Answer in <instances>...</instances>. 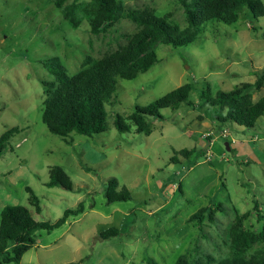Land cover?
Returning <instances> with one entry per match:
<instances>
[{
	"label": "rangeland",
	"instance_id": "obj_1",
	"mask_svg": "<svg viewBox=\"0 0 264 264\" xmlns=\"http://www.w3.org/2000/svg\"><path fill=\"white\" fill-rule=\"evenodd\" d=\"M57 1L0 0V136L17 128L0 157V212L20 205L36 222L52 224L83 205L62 227L37 231L19 264H264V114L251 129L223 124L215 115L223 117L226 109L217 113L199 99L202 89L228 92L264 74V15L242 8L232 24L204 23L187 47L154 44L157 62L148 71L117 80L105 106L106 131L60 138L41 120L44 83L55 81L48 62L57 59L72 77L126 48L141 28L123 18L92 34L91 0H62L60 7ZM115 1L125 13H151L181 29L187 25L180 0ZM251 1L264 10V0ZM72 4L88 13H79L76 29L62 15ZM185 84L194 89L191 106L162 110V121L147 118L148 135L136 133L129 120L134 107ZM250 95L253 103L264 97V84ZM116 114L128 132L114 128ZM183 149L205 154L186 159ZM56 166L70 178L71 192L46 186ZM110 178L117 180V190L128 189L130 200L106 203ZM165 181L172 183L164 186ZM27 189L39 199V213ZM202 208V216L190 220ZM110 228L119 234L100 239Z\"/></svg>",
	"mask_w": 264,
	"mask_h": 264
},
{
	"label": "trees",
	"instance_id": "obj_2",
	"mask_svg": "<svg viewBox=\"0 0 264 264\" xmlns=\"http://www.w3.org/2000/svg\"><path fill=\"white\" fill-rule=\"evenodd\" d=\"M62 0L56 2L60 7ZM95 10L88 15L87 21L92 34L112 27L119 20L128 18L140 27L136 39L126 48L97 61L93 66L72 77L67 76L64 68L57 59H52L46 65L48 72L55 78L54 82H45V97L42 102L41 120L50 134L66 138L70 134L91 137L106 131L107 112L105 106L110 104L116 91V82L133 80L137 74L145 73L156 62L154 44L171 46L173 49L187 47L203 32L204 23L220 22L232 24L242 8H247L252 16H263L261 4L251 0H180L186 17V27L181 29L168 23L151 13L123 10L115 0H91ZM79 13L88 14L84 5H69L62 9L63 17L73 29L82 22ZM264 84V74L254 83H243L228 92L216 91L215 94L202 89L199 99L217 110L226 109L223 117L215 115L222 123H233L245 129H251L256 121L264 114V97L257 102H251L250 94L259 91ZM194 89L191 84L180 86L168 94L158 98L145 107L135 106L129 115L136 133L148 135L150 133L147 118L162 121V110L175 112L181 104L187 103L188 95ZM191 106L190 103H187ZM113 126L119 133L129 131V125L123 117L116 114ZM17 128L7 130L0 136V157L6 151L8 142ZM208 137L207 142H210ZM180 154L184 158L191 155L204 156L203 150L195 151L183 149ZM175 160V159H172ZM191 165V164H190ZM189 165V166H190ZM164 186L172 182L165 181ZM48 188L57 187L71 192L73 184L60 167H53L49 171ZM118 182L110 178L106 182L104 198L107 204L128 201L130 192L124 186L117 190ZM29 192V204L36 212H40L39 199ZM220 206V205H218ZM83 205L75 211H64L55 223L36 222L31 212L24 206H5L0 212V264H19L22 256L35 244L36 232L51 231L62 227L69 216H77L83 212ZM220 208V207H219ZM206 209L202 208L190 217L199 219ZM119 231L110 228L99 234L105 240L117 236ZM264 241V234H261ZM78 264V263H68ZM219 264H232L228 260Z\"/></svg>",
	"mask_w": 264,
	"mask_h": 264
},
{
	"label": "water",
	"instance_id": "obj_3",
	"mask_svg": "<svg viewBox=\"0 0 264 264\" xmlns=\"http://www.w3.org/2000/svg\"><path fill=\"white\" fill-rule=\"evenodd\" d=\"M225 146H226V149L229 150V147H228V144L227 143L225 144Z\"/></svg>",
	"mask_w": 264,
	"mask_h": 264
},
{
	"label": "built area",
	"instance_id": "obj_4",
	"mask_svg": "<svg viewBox=\"0 0 264 264\" xmlns=\"http://www.w3.org/2000/svg\"><path fill=\"white\" fill-rule=\"evenodd\" d=\"M225 134H227V133H225Z\"/></svg>",
	"mask_w": 264,
	"mask_h": 264
}]
</instances>
